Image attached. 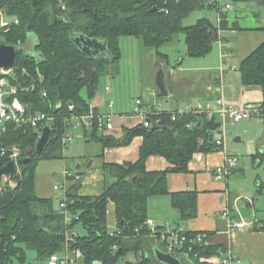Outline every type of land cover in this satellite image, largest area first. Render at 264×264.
I'll list each match as a JSON object with an SVG mask.
<instances>
[{
  "label": "trees",
  "instance_id": "obj_1",
  "mask_svg": "<svg viewBox=\"0 0 264 264\" xmlns=\"http://www.w3.org/2000/svg\"><path fill=\"white\" fill-rule=\"evenodd\" d=\"M209 1L0 0V41L18 47L10 81L19 88L33 84L28 90H19L16 96L30 110L46 111L55 117L40 154H35L38 133L31 127L10 128L0 135V147H20L19 172L13 176L16 186L0 191V264L13 259L26 262L27 250L48 260L51 254L64 249L62 214L52 209V199L40 198L35 193L36 162L61 157L65 119L71 113L89 111L86 98L95 95L101 72L106 64L119 61L120 37L136 36L145 47L155 49L157 56L166 60L167 55L159 47L182 32L186 54L203 56L211 50L217 28L205 17L189 25L182 21L191 11L208 6ZM255 1L264 5V0ZM2 16L8 20L7 25H1ZM80 34L104 42L105 50L97 54L83 51L81 41L76 42ZM29 35L33 36L34 40L29 41L33 46L28 42ZM238 70L242 84L261 89L260 107L264 109V41L241 61ZM82 88L86 89V98L80 93ZM155 117L159 121L151 126L142 122L124 126L120 136L104 134L98 130L97 122L93 123L90 135L103 147L128 145L135 136H141L142 143L135 161L103 165L106 179L101 194L78 195V181L68 190L67 209L72 220L67 227L76 231L68 245L80 252L76 264H118L128 251L140 252L132 264H162L157 263L152 251L156 244L148 236V198L169 193L167 174L187 172L195 152L208 153L220 148L216 139L221 137L218 134L221 124L215 118L195 113L174 120L170 111H158L150 118ZM150 155L163 156L172 166L147 171L145 161ZM256 157L264 158V149ZM26 158L29 160L24 162ZM8 161V153H0V166ZM170 196L172 206L179 209L180 219H193L197 215V192H173ZM108 201L114 203L116 230H110L106 224ZM79 227L81 230L77 231ZM257 230H264V222ZM113 244L118 245L116 250L112 249ZM223 247V244L186 242L175 247L172 254L180 258L181 264H210L208 259Z\"/></svg>",
  "mask_w": 264,
  "mask_h": 264
},
{
  "label": "crops",
  "instance_id": "obj_2",
  "mask_svg": "<svg viewBox=\"0 0 264 264\" xmlns=\"http://www.w3.org/2000/svg\"><path fill=\"white\" fill-rule=\"evenodd\" d=\"M220 1L210 0V4L205 7H208L211 11L215 9L216 14L210 18L203 16L217 28V38H215L212 48L207 54L197 57H204L208 54L210 57L208 59L204 58V61H198V63L191 64L194 66H187L186 68L181 64L184 61L183 58H180L165 71L162 68V62L168 59V55L166 54V60L157 56L161 61V68L159 69L162 83L165 85L164 81L167 80L168 82V85H165L168 94L163 97L166 100L174 99V102L164 106L153 99L145 103L142 98L138 97L141 99L140 107L142 110L174 111L194 106L204 100L213 103L214 98L218 96L222 97L226 103L238 107L261 106L263 99L261 89L255 85L242 84L238 67L241 61L264 41V29L262 28L264 25V5L257 3L255 0L240 1L239 5L246 9L249 7L250 12L233 11L234 15H231L232 13H229V9L225 10L224 8L226 1L223 0L221 4ZM241 19H243V22H240ZM215 44H217V49L214 48ZM236 49L237 52L235 51ZM180 85L184 89H180ZM105 89L109 90L108 86ZM82 96L87 97L86 94ZM104 98L100 99L97 93L90 99L86 98L89 107L96 113L113 114L114 128L102 129L98 126L99 131L104 134L113 133L116 136H120L124 126H133L137 122H141V118L137 115L132 114L128 117L121 110H112L115 109L113 108L114 103L112 100ZM263 110L261 108L258 113L260 116H264ZM248 119H242L236 121V123L243 120L247 121ZM226 122L233 124L229 119H226ZM91 127L82 125L71 128L74 131L77 130V135L83 137L84 146H93L94 149L91 151L85 150L86 157L81 154V156H78L80 162L76 164L75 169L70 170V163L66 164L65 171H63L59 179L52 183L46 180L43 182L35 175L34 189L36 195L43 199H52V209L55 212L60 213V201L66 198L68 190L76 181L80 184L77 189L78 195H99L104 190L106 176L103 165L105 163H118L121 165L125 162H133L138 158L137 153L142 143L141 136H135L128 145L103 147L100 142L92 139L88 131V128L91 129ZM224 129L225 125H222L219 130L221 133L218 132V134H222ZM221 137L223 138V136ZM239 137H236L237 141L240 140ZM261 145L264 148V137L261 139ZM229 146L230 144L225 143V138H223V145L217 151L208 153L195 152L188 162L187 172L168 173L169 193L153 195L148 198V223H152L159 228L179 226L185 231L206 232L208 236L204 244H223L224 246L230 245L233 247L232 250L236 252L240 260L233 261L232 264H264V230H257L258 226L264 222V214H258V209L255 205L256 197L242 192L240 194L234 192L230 183L231 177L225 179H216L214 177L215 166L223 164L227 156H232L229 152ZM81 157H85L83 158L84 161L80 160ZM83 163H86V167L85 171L81 172ZM170 166L172 165L160 155H150L145 161L147 171L164 170ZM56 185L57 187H55ZM59 190H61V196H57L54 193V191ZM182 191L197 192V215L193 219H180L179 209L171 204L170 193ZM257 191L261 190L258 189ZM54 196H56L55 200L53 199ZM54 201L57 202V210L54 208ZM114 210V203L108 201L106 224L110 230L117 229ZM225 211H228L229 218L222 216ZM232 219L244 221L245 226L236 229L230 235L225 234L224 230ZM80 230L79 227L77 231ZM138 255L140 256V252L137 253ZM213 256H217V259L212 260ZM213 256L208 259V262L210 264H221L219 256ZM45 262L48 264L47 259H45Z\"/></svg>",
  "mask_w": 264,
  "mask_h": 264
},
{
  "label": "rangeland",
  "instance_id": "obj_3",
  "mask_svg": "<svg viewBox=\"0 0 264 264\" xmlns=\"http://www.w3.org/2000/svg\"><path fill=\"white\" fill-rule=\"evenodd\" d=\"M222 1H220V4ZM230 5L233 8V10L232 8H228L229 13H232L231 15H234L233 11L241 13H244V11L250 12L249 7L247 9L241 7L237 1H230ZM214 10L212 9L211 11L208 7L193 10L182 22L184 25H187L193 23L199 17L205 16L210 18L216 14ZM240 22H243V19ZM29 38L28 42L34 40L32 35H29ZM118 43L121 51L118 63L106 64L98 79L96 93L100 99H105L104 97H106L108 100H112L114 103L113 108H115L112 110H121L128 117L133 114L135 100L138 97L142 98L145 103L153 99L164 106L174 102V99L166 100L163 96H159L156 79L160 71L159 68H161V61L157 57L155 49L145 47L140 39L133 35L121 36ZM26 47H29V45ZM214 48L217 49V44H215ZM159 50L168 55V59L162 62V68L165 71L180 58H183L184 61L181 64L186 68L187 66H194L191 64L198 63V61H202L204 58L208 59L210 57L208 56L209 54L204 57L187 55L184 34L182 32L174 34L172 40L160 46ZM235 51L237 52V49ZM181 64L179 63V65ZM164 82L165 85H168L167 80ZM106 86H108L109 90L105 89ZM179 87L180 89H184L182 85ZM80 93L85 95L86 89L82 88ZM245 121L233 122V124L229 122L224 123L225 129L221 134L225 138V143L230 144L229 152L237 158L235 172L229 176V178L231 177L230 183L234 192L239 194L242 192L256 197L255 205L258 209V214H264V158L259 159L256 157L257 152L264 149L261 145V139L264 137V116L254 114ZM88 131L91 132V129L88 128ZM76 132L77 130L69 129L71 138L64 142V146L62 145V157L44 158L36 162L35 175L43 182L45 180L51 183L56 181L63 171H65L66 164L70 163L72 169L69 168L73 170L76 164L80 162L78 156H85V150H94L93 146H84L83 137L77 135ZM236 137H239L240 140L237 141ZM83 158L81 157L80 160H83ZM85 164L83 163L81 172L85 171ZM261 185L262 188H260ZM258 189L261 191H257ZM54 193L57 196H61V190L54 191ZM53 199L55 200L56 196ZM56 203L54 201V208L57 210ZM26 255V262L21 263L17 259H13L8 264H46L45 260L38 258L36 252L33 250H27ZM137 259L138 256L135 252L128 251L120 258L118 264H132ZM213 259H217V256H213Z\"/></svg>",
  "mask_w": 264,
  "mask_h": 264
},
{
  "label": "built area",
  "instance_id": "obj_4",
  "mask_svg": "<svg viewBox=\"0 0 264 264\" xmlns=\"http://www.w3.org/2000/svg\"><path fill=\"white\" fill-rule=\"evenodd\" d=\"M224 5L225 10L230 8V1L225 0ZM4 19V20H2ZM1 25H7L9 22L5 20L2 16ZM14 69L8 71L3 70L0 67V135L6 133L10 128L13 129H25L31 127L38 133V138L42 133L44 126L48 125L52 129V122L55 117L52 114H48L46 111L41 110H30L29 107L21 103L20 99L16 96L19 90H28L33 87V84L30 86L21 85L20 88L13 84L10 81V77L13 74ZM43 95L46 96V92L43 91ZM141 99L137 98L135 100V108L132 111L134 115H137L141 118V122L144 126H151L153 122L157 123L158 118H150L158 114V111L154 110H142L140 107ZM69 109L72 110L73 106L70 104ZM260 107H238L229 103H226L225 100L218 96L215 97L213 103L211 101H200L194 106L176 109L170 111L172 119L175 120L176 117L186 114V113H195V114H204L208 118H215L220 122V126L224 125L226 119H229L231 122L240 121L242 119L250 118L254 114L260 112ZM113 114H102L96 113L92 108L85 114H75L71 113L66 117V131L63 133L62 145L67 139L71 138L69 129L75 128L78 126H92L94 122H97L99 128L102 129H113ZM49 129V130H50ZM217 146L223 145V138L217 137L216 139ZM62 146V147H63ZM1 155L7 154L10 157V160L15 161L17 167V173L19 172L18 157L20 153V147L17 145H12L11 147L1 146L0 147ZM237 158L235 156H227L223 164H218L215 166L213 171L214 177L216 179H225L233 173L234 168L236 167ZM16 173V174H17ZM15 174V175H16ZM16 181L13 176L10 174L3 175L0 177V191L6 189L7 187H15ZM57 187V185L55 186ZM59 211L63 216L64 228L61 233L65 237V247L61 252H55L51 254L48 259V264H76L80 256V252L77 249H71L68 245L69 241L73 240L75 231H72L69 227V223L72 220L70 213L67 209V200L66 198L60 201ZM224 218H229L228 211H225L222 215ZM227 225L225 234H232L236 229L242 228L245 226L244 221H236L232 219ZM149 234L156 246L160 247L162 250H167V252L172 253V251L177 246H181L184 243L188 242L195 245H201L205 243L207 238L206 232H193L186 233L182 227L174 228H159L154 226L152 223L148 224ZM118 248L117 244L112 245V249L116 250ZM224 249H219L217 255L219 256L221 264H232L233 261H239V257L232 250L233 247L230 245H225Z\"/></svg>",
  "mask_w": 264,
  "mask_h": 264
},
{
  "label": "water",
  "instance_id": "obj_5",
  "mask_svg": "<svg viewBox=\"0 0 264 264\" xmlns=\"http://www.w3.org/2000/svg\"><path fill=\"white\" fill-rule=\"evenodd\" d=\"M81 41V47L83 51L87 53H100L105 50L106 45L104 42L96 39L85 37L82 34L76 36V42L79 43ZM18 52V47L14 44H8L4 41H0V67L8 71L10 69H14L16 67V56ZM161 71L158 72L156 85L158 86L159 93L162 96L167 95V89L165 85L162 83ZM50 127L48 125L44 126L42 129V133L38 138L35 145V154H40L43 147L47 143L49 139ZM221 133V131H219ZM212 137V136H211ZM29 158H26L24 162L28 161ZM17 173V167L15 165L14 160L8 161L6 164L0 166V177L3 175L10 174L14 176ZM153 254L157 263L162 264H181L180 258L167 250H162L157 246L153 248Z\"/></svg>",
  "mask_w": 264,
  "mask_h": 264
}]
</instances>
